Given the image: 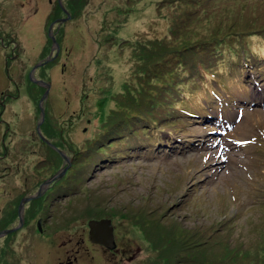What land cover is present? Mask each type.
I'll use <instances>...</instances> for the list:
<instances>
[{
  "label": "rangeland",
  "instance_id": "374dc122",
  "mask_svg": "<svg viewBox=\"0 0 264 264\" xmlns=\"http://www.w3.org/2000/svg\"><path fill=\"white\" fill-rule=\"evenodd\" d=\"M214 2L0 0V264H54L69 237L75 250L82 246L77 243L92 218L111 220L116 241L133 247V264H204L198 258L205 264H264V198H258L264 191V104H258L264 102L263 73L254 72L260 84L243 97L249 104L229 102L235 99L230 95L228 101L217 89L229 106L221 113L210 99L225 121L220 124L231 121L217 129L222 134L198 120L184 130L174 126L177 133L169 138V130L159 135L170 143L168 152L148 151L142 134L149 116L162 110L153 100L162 99L165 80L181 74L184 84L192 83L194 57L242 40L253 30L252 20L264 15L259 4ZM260 27L256 33L264 31ZM155 50L167 53L160 63L151 61ZM39 80L43 88L33 82ZM200 84L194 88L202 91ZM46 91L42 120L39 102ZM133 126L134 137H144L143 149L137 141L131 144L138 157L120 163L132 156L119 151L114 162L120 164L108 161L116 152L114 140L126 146ZM203 144H217L210 157L223 163L221 168L201 161ZM2 146L10 147L8 173ZM47 146L58 147L72 165L54 187L52 204L41 201L30 226L19 231V186L29 187L65 164ZM51 161L56 165L50 174L38 164ZM48 215L43 228L52 232L43 238L34 224ZM8 222L15 227L9 249L3 233ZM65 224L68 230L62 229Z\"/></svg>",
  "mask_w": 264,
  "mask_h": 264
},
{
  "label": "flooded vegetation",
  "instance_id": "af4514ba",
  "mask_svg": "<svg viewBox=\"0 0 264 264\" xmlns=\"http://www.w3.org/2000/svg\"><path fill=\"white\" fill-rule=\"evenodd\" d=\"M33 82L36 85H39L35 81ZM41 85L44 87V84ZM39 134H41V132H39ZM2 147L4 148L3 161L4 159L5 160L7 159L5 161L4 171L8 173L12 171L13 168V163L11 165L9 163V159L10 157H12L11 155L8 154L10 147H8V149L5 146ZM47 147H48L47 149L53 150L57 155H59L62 159H64L65 164L63 167L56 166V169L53 168L54 172L50 174V170H52L51 166L56 164L53 163L52 161L46 163L38 162L40 166H44L43 170H45L46 172L49 171L50 176L48 175L49 177L47 176L45 177V179H40L39 181L33 182L29 187L26 186V184H24L23 186H19L22 187V189L18 194V202H17L18 206L16 209L17 226L18 225L20 226L19 231H22V228H24L25 226L27 227L30 226V222H28V220L38 211V207L41 201L42 202L44 201L48 204H52V200L49 199L51 196H53L56 193L54 192L56 190L54 187H56L59 178H61L63 175L64 176L66 175L64 173H66L65 171L67 170V168H69L72 165V162L68 160L67 156L64 155L63 151H61L58 147L55 146H47ZM12 148L13 146L11 147V149ZM14 148L16 151H19V149H23L22 147H18V146L16 147L14 146ZM15 164H16V166L14 167L16 169L15 172H19V169L21 167L20 163L16 162ZM8 179L9 176L4 179L5 185H7ZM68 196H69L68 194L63 195L64 199L68 198ZM53 199L55 200V198ZM8 207L9 206H7V208ZM50 216L52 215H48L47 217H45L44 218L45 220H43L42 218H37L35 220V224H34L35 229L40 233V236L43 238H45L44 235L45 231L52 232V227L43 228V226L46 223V219H49ZM4 218H6V216ZM101 220L108 221L109 226H108V230L99 227L97 228L96 232L98 235H95L96 237L94 239L99 237L103 241V242H97L96 240L92 239L93 234H91L89 223L92 221H101ZM3 224H5V222ZM8 224L9 222L7 223V225ZM10 224L8 226H5L3 230L4 236L5 238H7L8 249L10 248L9 231L12 228H15V227H10ZM15 224L16 222L13 224V226H15ZM69 226L70 224L68 225L65 224V226L62 227V229L68 230ZM85 227H86V236L82 237L80 239V242L77 243V245H79L80 243L82 244V246H80L78 249L75 250L74 247H72L73 237H69L68 238L69 240L67 239L69 245L66 244L67 247L66 245L64 246V248L66 249H64L60 255L61 260H58L54 264H121L124 261H128L129 263L133 264V252H132L133 247H130L129 243H127L126 246L123 243H120V241L119 242L116 241V237L114 235V229L111 226V220L109 218H92L86 223ZM56 254L57 253L55 252L54 256H56ZM6 264H10V262L7 261ZM18 264H20V261H18Z\"/></svg>",
  "mask_w": 264,
  "mask_h": 264
},
{
  "label": "trees",
  "instance_id": "16d2710c",
  "mask_svg": "<svg viewBox=\"0 0 264 264\" xmlns=\"http://www.w3.org/2000/svg\"><path fill=\"white\" fill-rule=\"evenodd\" d=\"M216 1L217 0H215V2ZM218 1H220L221 4L224 6L236 5L241 7L242 6L241 4H249V3L262 5L261 7L264 6L263 5L264 0H218ZM215 2L213 3L214 5ZM252 24H253L252 25L253 30L249 33L241 35L240 38L242 40H238L235 44L224 45L222 48L217 47L214 48L211 52H209L208 55H197L196 57H194V59H192L191 61L190 77L193 74L195 73L196 74L194 75V78L191 79L190 81L195 83L196 82L195 78H198L199 80H201L200 85L202 86L203 91L206 90L212 91L213 90V87L211 85L212 81L216 82L221 87H225L228 84H231V82L233 81L234 77L232 75H236L238 72L241 71V66L249 65V66H255L256 68L260 64V60L264 59V31L256 33V31H259L258 27L260 26L261 27L259 29L264 30V15L263 16L257 15V18L255 20H252ZM185 25H188L187 22H185ZM147 45H151L154 48H156L158 45L161 46V44H158L157 42L154 43L149 42ZM170 49L171 48L169 46V51ZM166 55L167 53L162 56V53L155 50L154 53L151 55L153 57L151 61L153 62V60H156L159 62ZM161 56L162 58H160ZM148 69L149 67H147V70ZM163 69L164 68H162L161 70ZM186 69L188 70V68ZM161 70H159L157 73H159ZM165 71L166 70H164L163 73ZM187 73L189 74V72H186L185 74ZM155 75H156V71H155ZM182 78H185L184 75L182 76L181 74H177L173 79L169 78L165 80V89H164V93L162 94V99H159L158 96H157L158 98L157 97L154 98L153 103H155V105L153 107L160 106L162 109L161 111H164V113L162 114L161 111H158L155 112L152 116H149L147 124L144 127H146L147 130H150V135H153L155 137L156 129L163 123V120H166L165 117L171 116L170 114L166 113V111L173 110V103H177L178 105L181 106V108L185 105L182 102V97L184 95L180 94L177 91L178 86H183L182 87L183 89L181 90L183 92H188L190 94L194 92L193 97L200 95V91H201L200 86L194 88V86H192L191 83L184 84ZM173 92L176 93V99L172 98ZM168 100H170L169 103H166ZM190 103H193V101L191 100ZM138 121L140 120L138 119L134 123L138 124ZM132 129L133 132H131V134H133V138H134V126ZM146 131L143 130V133H146ZM114 141H115L114 145H116L117 140ZM115 149H119L117 145L115 146ZM260 223L264 225V218L260 220ZM198 261H204V264L206 263V259L201 260V258H198Z\"/></svg>",
  "mask_w": 264,
  "mask_h": 264
},
{
  "label": "water",
  "instance_id": "95a60500",
  "mask_svg": "<svg viewBox=\"0 0 264 264\" xmlns=\"http://www.w3.org/2000/svg\"><path fill=\"white\" fill-rule=\"evenodd\" d=\"M48 33H49V37H50V39L52 40V43H53V45L56 47V48H58V45H57V43L55 42V39H54V37L50 34L51 33V26H50V28H49V30H48ZM36 83H41V84H44L45 85V83H43L42 81H37ZM48 87L49 86H47V89H48ZM46 96H47V91H46V93L45 94H43V96L41 97V99H40V102H39V106H40V114H41V118H42V120H43V116H44V112H43V110H42V108H41V104H42V102H43V100L46 98ZM38 133H39V130H38ZM108 221H105V220H101V221H92V222H90L89 223V227H90V229H91V234H93V237H92V239L93 240H96L97 242H103L102 240H101V238H96V239H94L96 236L95 235H98L97 234V232H96V230H97V228L99 227V228H102V229H107L108 230ZM94 232V233H93ZM1 234V233H0Z\"/></svg>",
  "mask_w": 264,
  "mask_h": 264
}]
</instances>
